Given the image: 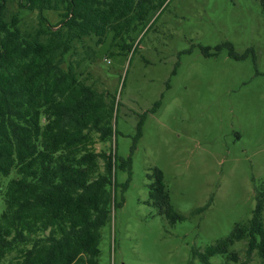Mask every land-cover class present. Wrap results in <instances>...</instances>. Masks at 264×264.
I'll list each match as a JSON object with an SVG mask.
<instances>
[{
  "label": "rangeland",
  "instance_id": "374dc122",
  "mask_svg": "<svg viewBox=\"0 0 264 264\" xmlns=\"http://www.w3.org/2000/svg\"><path fill=\"white\" fill-rule=\"evenodd\" d=\"M7 3L9 14L20 12L24 29L37 25V11L19 0ZM45 14L57 27L60 14ZM150 16L145 28L131 32V49L109 32L101 43L97 35L87 37L69 57L88 84L116 97V133L111 141L96 140L95 149L117 147L119 160L132 158L131 169L117 171L123 203L101 228L96 264H202L193 249L204 251L248 221L264 191L261 0H164ZM228 44L244 57H233ZM155 167L184 216L175 224L149 199ZM16 177V171L0 176V216L3 192ZM230 251L231 257L216 255L211 263L264 264L257 252L247 253L246 240Z\"/></svg>",
  "mask_w": 264,
  "mask_h": 264
},
{
  "label": "trees",
  "instance_id": "16d2710c",
  "mask_svg": "<svg viewBox=\"0 0 264 264\" xmlns=\"http://www.w3.org/2000/svg\"><path fill=\"white\" fill-rule=\"evenodd\" d=\"M163 2L19 0L20 7L38 12L37 25L24 29L20 12L9 14L7 0H0V176L18 174L3 192L0 261L98 262L101 228L123 203L117 200V171L131 169L132 158L119 160L117 147L109 152L95 149L96 140L111 141L116 133V97L88 84L79 63L69 57L87 37L97 35L101 43L109 32L124 43L121 47L131 49V32L145 28ZM47 10L60 14L57 27L50 24ZM229 47L233 57H244ZM204 52L208 54V48ZM160 105L161 100L155 102L151 111ZM145 116L139 120L136 140ZM151 177L152 204L171 224L181 221L184 216L171 203L163 171L155 167ZM263 210L264 191L248 221L237 223L228 237L204 251L193 249L194 257L212 264L213 256L231 257L230 247L246 240L247 253L257 252L264 263Z\"/></svg>",
  "mask_w": 264,
  "mask_h": 264
}]
</instances>
